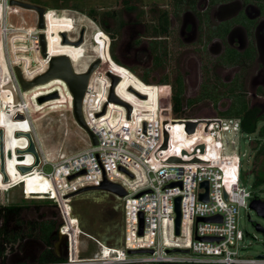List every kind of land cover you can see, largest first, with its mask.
Wrapping results in <instances>:
<instances>
[{"label":"rangeland","instance_id":"374dc122","mask_svg":"<svg viewBox=\"0 0 264 264\" xmlns=\"http://www.w3.org/2000/svg\"><path fill=\"white\" fill-rule=\"evenodd\" d=\"M20 1L41 6L50 12L53 11L54 18L60 19V17L67 15L71 19V21L68 20L69 25L64 27L68 29V33H66L68 38L71 37L77 41L80 31L83 30L81 44H84H80L79 48L73 45V47L65 48L57 44L58 31L64 29L61 20H56L57 23H55L51 20L50 15H47L45 38L48 41V49L51 51L50 55L58 51V53L64 52L72 59L77 71H81L82 65L86 62H88L89 68L92 63L99 60V56L102 57L103 62L99 60L96 70L91 74L88 85L89 91L85 97V108L90 110L98 108L107 100L109 86H106V80H108L109 85L110 78L105 71L108 69L125 76L120 87L129 88L130 84L137 87L144 86L141 83L131 82V79L137 80L136 76L141 80L142 75L147 78V83H150L148 86H144L148 91L146 94L149 96L146 102H141L140 97L129 89L127 90L137 102L129 100L126 96L128 105L131 102L135 104L134 106L130 105V112L134 107L136 112L137 110L150 111L151 115L154 116V111L147 107L152 105H157L159 109L165 110L169 104L170 83L175 79L176 74L181 75L184 79L182 107L185 117L219 116L221 113L218 112L228 107L231 101L228 96H222L216 103L203 99L191 105L187 104V99L197 97L200 92L199 85L204 80L200 72L203 65L209 68L207 75L210 79L207 82L218 86L217 93L228 91V86L220 85L219 81L221 79L229 80L236 68L232 69L231 75L227 73L225 76L222 72L216 71L214 66H209L211 64H208L210 62L207 60L212 59V56L209 54L208 48H212L214 42L212 43V40L207 38L208 35L204 31L200 32L197 40L193 43L187 44L180 40L177 27L180 24L181 15L176 18L175 15L177 14L173 12L172 0ZM0 3L2 5V11L0 5V129L2 131L0 132L2 135L0 153L3 155L5 169L2 170V161H0V174L4 178L0 182L17 179L14 183L12 182V185L8 186L9 183H5L4 189H0V205H22L21 215L24 218L37 220L51 218L59 224L62 221L59 217L56 201L31 195V193L42 195L52 193L57 196L51 187V180L40 174L35 167L26 172H21L18 169V166L34 165L33 154L26 151L29 145L26 133L30 132L36 149H40L44 159L52 163L61 156L73 155L87 148L91 139L87 132L76 123L72 111L71 96L67 94L69 92L59 79H53L47 82L48 84H40L28 90L21 89L15 71L16 67L20 69L26 81L45 71L42 67L45 57L41 52L40 40H38L40 49L37 50L36 45L32 44V36H28L26 31V28L37 25V14L33 10L11 6L8 1V10H4V1L0 0ZM163 9L167 10L168 13L166 19L168 20L169 32L164 40L167 56L164 63L154 67L151 45L153 40L151 37H153V27L158 25L157 17ZM4 24L7 26V31H5ZM69 45L71 44L67 46ZM113 56L117 61L114 60ZM110 58L121 66L115 65ZM20 67L24 68L21 69ZM26 67L30 72L29 76L23 75ZM6 68L8 73L7 71L4 72ZM254 68L255 66H252L251 68L248 67L246 71H240V74L238 73L241 75L239 80L245 79L243 90L247 91L245 95L248 101L250 99V106H258L261 109V107L264 108V100L252 96L255 88L253 80L259 79ZM165 77L168 78V82L163 84L161 80ZM10 84L15 93L8 86ZM54 88L60 91L59 98L44 101L42 104L37 103L38 96H42L46 93L45 91ZM161 89L163 90L161 91ZM138 104L141 106L139 107ZM119 105L116 103L108 104L105 113L101 115H99L100 112L98 113L102 119L97 120L96 124L112 126L111 129H114L121 123V120L126 122L128 116L126 107ZM119 109L120 111H118ZM2 115L4 118L7 116L6 121L2 120ZM90 121L94 122L95 119ZM221 121L224 126L223 130L218 129L217 126L213 128V124V130H210V133L202 132L204 122H200L196 133L193 135L181 130L178 120H173L172 124L167 123L170 136L168 148L172 151L175 149L188 151L190 150L188 147L194 142V136H200V132L205 134L207 141L202 144L205 143L207 147L206 154L219 153V157H235L236 164L239 166L238 178L240 183L252 195L264 199V182L257 183L256 181L257 176H264V161L259 160L256 148L257 144L264 142V135L260 134L264 122L258 121L253 132H242L239 129L237 119H222ZM220 134H222V141L216 138ZM39 156V164H41V154ZM43 170L48 172L51 167L44 165ZM235 172V169L228 170L229 175H234ZM22 188L25 189V197L22 194ZM81 189L83 188L66 193V197H62L61 203L69 205L72 214L78 218L81 230L107 246H116L121 241V200L114 194L103 190L87 189L80 191ZM255 223H260L264 227V217L258 215L249 206L247 208L241 207L238 215V226L243 233V239L239 241V253L244 258L250 259L264 255L263 234L255 229ZM42 248L43 244L38 240L27 239L20 249H10L11 256L8 257V261L29 260L30 253L34 255ZM79 249L80 256L83 257L97 256L100 253V247L92 239L83 235L79 236ZM23 250L27 254L26 257H23Z\"/></svg>","mask_w":264,"mask_h":264},{"label":"built area","instance_id":"2783aa9c","mask_svg":"<svg viewBox=\"0 0 264 264\" xmlns=\"http://www.w3.org/2000/svg\"><path fill=\"white\" fill-rule=\"evenodd\" d=\"M3 1L4 10H8L6 7L9 6L7 4L9 0ZM47 13L53 16L54 12L45 9L43 28L40 29L37 25L26 28L37 50L40 49L38 45L40 33L46 37ZM4 27L7 31L5 24ZM43 57L45 58L42 67L46 71L51 55L46 53ZM25 70L23 75L29 76L27 67ZM87 91H89L88 87L82 100V115L87 128L96 136L97 144L93 145L90 142L82 151L61 156L53 163L45 160L43 153L37 148L42 162L35 169L51 180V187L57 194L56 196L49 193L42 196L54 198L59 209L62 223L58 228L57 237L61 234L65 236V240L59 244V255H57L62 260L40 262L36 260L37 253L34 255L30 253L29 260L9 262L8 257L11 256V252L8 248L4 252L6 261L0 264H264V255L249 259L239 253V241L243 239V233L238 226L239 210L241 207L247 208L251 199L258 197L252 195L240 183L236 158L219 157V153L207 155L205 143L203 152H200L197 147L207 141L205 134L201 132L200 136H194V142L188 147L190 150H185L187 154L182 155V149L172 151L167 148L158 151L162 144L164 114L168 115L169 120H211L208 125L203 124L202 132L206 133L213 130V124L223 130L222 119H237L241 130L239 118L219 116L175 118L172 114L170 89L169 104L165 110L157 107L158 111H154L152 118L150 111L138 114L133 107L126 122L121 120L116 128L111 129L112 126L96 124L97 120L102 119L98 113L101 112L105 101L98 108L92 110L85 108ZM91 119L95 121L92 122ZM217 121H220V124ZM199 124L190 135L196 133ZM178 125L184 131V124ZM165 126L166 129L169 128L168 124ZM206 126L207 130H205ZM195 148L197 149L194 153ZM170 156H178L185 162H167ZM195 157L200 161L190 162ZM44 165H49L51 170L44 172ZM232 169L236 172L234 175H229L228 170ZM81 171L83 173L69 179L71 175ZM103 176L108 181L119 184L126 191L122 197L115 195L122 203L121 241L116 246H107L81 230L78 218L72 214V210L65 213L61 203L66 193L87 186H98ZM204 181L208 182L207 201L199 198V194L206 191L200 186ZM139 193L141 194L138 196ZM175 197H180L181 217L178 234H175L174 222ZM140 214L142 215L141 233L139 232ZM212 216H219L220 220L197 221V218ZM67 218L72 222L69 223ZM80 235L92 239L100 247L99 255L80 256ZM202 238H212V240H201ZM138 249L151 250V252L132 254L128 252ZM171 249L181 251L171 252L169 251ZM25 253L23 250V257L27 256Z\"/></svg>","mask_w":264,"mask_h":264},{"label":"flooded vegetation","instance_id":"af4514ba","mask_svg":"<svg viewBox=\"0 0 264 264\" xmlns=\"http://www.w3.org/2000/svg\"><path fill=\"white\" fill-rule=\"evenodd\" d=\"M202 1H203V5H202ZM189 7H190L189 5L183 4L182 10L177 15H175L176 18L180 17V15H181V21H180L179 26L177 27L178 28V36H179L180 40L184 43H187L188 41L195 38V40H193L195 42L201 31H204L205 33H207V35L209 36L207 38L210 39V41L212 40V43L214 42L213 47L208 48V52L212 56V59L209 58L207 60L208 62H210L208 64H211L209 66L210 67L214 66V69L216 71L222 72V74H225V76H227V73H228V75H231L232 69L236 68V71L234 72V74H232V76L229 80L226 81V80L221 79L222 80L221 81L219 79L220 80L219 83L226 84L228 86V88H229V86L234 84V81H236L238 84L241 83V85H242L241 87L243 90V87H244L243 85L245 83V79L242 81L239 80V78H241V75H239L240 74L239 72L240 71H246L248 67L251 68L252 66H255L254 69H255L256 74H257L256 76L259 77V79L255 80V81L253 80V82L255 83L254 84L255 88H254V91H253L254 93L252 96L262 98L264 100V0H223V1L220 0V1H216L214 3H212L210 0H197L195 2L194 8H189ZM163 10L165 11V13L167 15L168 14L167 10H165V9H163ZM173 12H174V10H173ZM47 15L49 16L50 14L47 13L45 15V17ZM50 18L54 22L56 20H61V25L63 26V28L69 25L68 20L71 21V19L68 18L67 15L60 17V19L54 18L52 15H50ZM163 18H164V22H163L164 24L163 25H165L166 32H164L161 35L153 36L151 38L153 41L154 40L155 41H161V43H162L161 45L164 47V51H166V56H167V50H166V47L164 44L165 43L164 40L167 37V33L169 32V28H168V20L166 19V16H164ZM55 23H57V22H55ZM172 23H171V26H172ZM224 23L230 24V27L227 31L224 30L223 26H221ZM46 24H47V21H46ZM61 31L68 33L67 28L59 30L58 31L59 37H58L57 44L64 46L65 48L73 47L72 45H69V46L62 45L61 36H60ZM68 39H70L72 41H76L74 39H71V37ZM193 41L189 42V43H193ZM57 44H55V45H57ZM83 44H81V45H83ZM58 45H57V47L60 48V46H58ZM229 48L232 50H235L238 54L241 55V61L240 62L238 61L236 64H230L228 62H225L222 59L226 50ZM46 49H47L46 50L47 54L50 55L51 51L48 49V43H47ZM58 52L52 53L53 55H51V56L65 54L64 52H62V53H58ZM165 57H163V58L165 59ZM98 58L101 62H103V59L101 56H99ZM70 60L72 62L71 58H70ZM110 60L115 65L121 66V65L115 63L111 58H110ZM72 66L74 68L73 62H72ZM83 67H84V69L81 71H77L75 68H74V70L76 71V73L86 72L88 69V62H86L83 65ZM207 68L208 67L204 66V65L202 68H200L201 69L200 72L204 77L202 84L205 81H207L208 79H210L207 75L209 68L208 69ZM108 71H111L115 75L120 77V81L118 82V84L115 87V95L117 97H119L121 100L127 102V99H126V96H127L129 100L136 102L133 99L132 95H130V93H128V91H127L129 88H132L135 91H138V93H140L141 95L145 96V98L140 97L141 99H143V100L140 99L141 102L142 101L143 102L148 101L149 96L146 94L148 91L145 89L144 86H148V84H150V83H145V82L141 81L136 76L137 80L131 79V82L135 83V84L141 83L144 86L140 85L139 87H137L136 85L130 84V86H128L129 88H126V86L120 87L121 86L120 84L122 83V81H124L125 76H123L122 74L117 73L113 70H110V69L106 70L105 72L107 73ZM38 74H41V73H38ZM56 81H58V80H56ZM182 81H184L183 77H182ZM60 82L63 83L65 89L68 91L66 84L64 82H62L61 80H60ZM106 82H107L106 86H109L110 82H109V85H108V80H106ZM46 84H48V83H46ZM183 84H184V82H183ZM202 84L199 85V91H201ZM162 90L163 89H161V91ZM45 92L46 93H44L43 95H48L50 93L57 92L59 97H60V91L58 89L54 88L53 90L45 91ZM243 92L246 93L247 91L243 90ZM67 94L69 96H71L70 93H67ZM40 96H38V97H40ZM104 96L106 98V92L104 93ZM71 99H72V96H71ZM106 101L107 100H105L104 103H106ZM134 102L133 103L131 102L129 104L134 106L135 105ZM230 102H229L228 106L230 105ZM247 104H248V107L250 109H256L257 114H264V108L261 107V109H260L258 106H254V105L250 106V99L248 101V98H247ZM117 105H119V104H117ZM119 106H121V105H119ZM138 106L140 107L141 104H138ZM147 107H149L153 111H155V110L158 111L157 105H155V106L152 105V106H147ZM227 108L228 107L223 109V111L226 110ZM118 111H120V109ZM139 112L142 113L143 110H141V111L137 110L136 113L140 114ZM219 112H222V111H219ZM150 116L153 117L152 115H150ZM214 127H216L215 124H214L213 128ZM216 138L222 139V134H220L219 136L217 135ZM24 175H26V174H24ZM16 180L17 179H15V181ZM12 182L14 183V180L0 183V189L1 190L4 189L5 183H9L8 186H10V184H12ZM21 182H23V181H21Z\"/></svg>","mask_w":264,"mask_h":264},{"label":"trees","instance_id":"16d2710c","mask_svg":"<svg viewBox=\"0 0 264 264\" xmlns=\"http://www.w3.org/2000/svg\"><path fill=\"white\" fill-rule=\"evenodd\" d=\"M197 0H172L173 10L176 14H178L182 10L183 4H187L190 7L194 8L195 2ZM212 3L220 0H210ZM223 1V0H222ZM161 14L157 17L158 25L153 27L152 36H156V34H163L166 32L164 23V16H166L165 11L161 10ZM207 19V18H206ZM224 30L227 31L230 27L229 23H224ZM209 37V36H208ZM161 41H151L152 45V62L154 67L161 65L164 63V58L166 56V51H164V47L161 45ZM114 60L117 59L113 56ZM222 59L225 62L230 64H236L238 61H241V55L238 54L235 50L227 49ZM83 66V65H82ZM81 66V67H82ZM84 69V67L82 68ZM80 69V70H82ZM141 80L147 83V78L145 76H141ZM161 82L167 83L168 78L165 77L161 80ZM171 104H172V114L175 118H188L183 115V107H182V95L184 93V84L182 81V77L179 74H176L175 79L171 81ZM220 85L226 86V84ZM241 83L238 84L234 81V84L229 86L228 91H221L217 93V87L212 83L205 81L202 84V89L198 93L197 97L189 98L186 100L188 105H191L199 100L208 99L213 103H216L219 98L222 96H228L231 99L230 105L228 108L219 115V117L224 118H239L240 119V127L243 132H253L256 128V124L258 121L264 122V114H257L256 109H250L247 104V99L245 93L242 90ZM7 116L2 118L3 121H6ZM0 132L1 129H0ZM260 134L264 135V124L260 129ZM2 145H0V148ZM257 154L260 161H264V142L256 145ZM0 161H3L0 153ZM4 178L0 174V181ZM257 183L264 182V176H257ZM7 182V181H3ZM2 183V182H0ZM45 200V199H43ZM49 200V199H47ZM46 200V201H47ZM65 213L70 212L69 205H63ZM22 205L18 204H8V205H0V262H5L6 257L4 256V252L9 248V250L20 249L23 245L24 241L27 239H35L43 244V248L37 253L36 260L40 262L46 261H55L62 260L54 250V243L57 241V231L61 223H57L55 219H26L22 214ZM16 245V246H15Z\"/></svg>","mask_w":264,"mask_h":264},{"label":"water","instance_id":"95a60500","mask_svg":"<svg viewBox=\"0 0 264 264\" xmlns=\"http://www.w3.org/2000/svg\"><path fill=\"white\" fill-rule=\"evenodd\" d=\"M8 2H9V5H11V6H17V7L23 8V9L35 11L37 14V27L40 29L43 28V26H44L43 15L45 12V8L38 6V5L31 4V3H27L24 1H20V0H9ZM82 34H83V30L80 31L79 39L77 41L72 42L73 45L77 46V45H80L82 43V41H83ZM61 37H62V43L68 42V41H66V33L62 32ZM39 40H40L41 52L45 56L46 55V41H45L44 34L40 33ZM193 40H195V38L188 41L187 43L192 42ZM98 62H99V60L96 61L95 63H92L86 72L76 73V71L74 70V68L72 66V63H71L69 57H67L66 55H54V56H51L49 59L47 70L45 72L37 75L36 77H34L31 81H26L22 78V73L18 67L15 68V71H16L17 77L19 79V84H20L22 90H28L35 85L46 83V82H48L54 78L62 79L65 82L67 89L72 96V111H73V115H74L76 123L87 132L88 136L91 139L92 144L96 145L97 144V138L87 128V126L84 122V119H83L82 100H83L84 94L87 90L90 76L93 73V71L95 70V68L97 67ZM106 74L110 78L109 91H108L107 101H106L105 105L103 106L99 115L105 113L106 105L109 104V102H115L117 104L123 105L124 107H126L127 115H129L130 110H131L130 106L126 102L122 101L121 99H119L115 95V87L118 84V82L120 81V77L115 75L111 71H108ZM8 86H10L12 91L15 93L13 86L11 84ZM133 93H135L136 95L140 94V93H138V91H135V90L133 91ZM57 96H58V93L53 92L49 95H43V96L38 97L37 101L39 103H42L44 101L56 98ZM140 96H141V94H140ZM142 97H145V96L142 95ZM168 122H169L168 115L164 114L163 120H162V128H163L162 144L160 145L158 151L159 150H166L168 148L170 136H169V132L167 131L166 126H165ZM179 122L180 123H178V124H184V130L187 133L191 134L194 132L196 126L200 122H204V123H206V125H208L211 122V120H203V119L190 120V119H188V120H183V121L179 120ZM217 123L220 124V121H217ZM205 130H207V126L205 127ZM26 136L28 137V140H29V145H28L26 151L33 154L34 165L33 166H18V169L21 172H26L28 170H31L33 167H37L39 165V162H40V156H39V153H38V151L34 145V142H33V139L30 135V132L26 133ZM1 142H2V135L0 133V143ZM197 148L200 150V152H203L204 146H203V144H200ZM197 148L194 149V153L196 152ZM181 153H182V155L187 154V152L185 150H182ZM1 157L3 159L2 154H1ZM198 161H200V159L195 157L190 162H198ZM167 162L181 163V162H185V161L182 160L178 156H170L167 159ZM3 169H4V163L2 161V170ZM81 173H83V171H81L77 174L71 175L69 177V179H71V178H73L76 175L81 174ZM200 186L202 188H204L206 191L204 193L199 194V198L202 201H207L208 200V182L204 181L200 184ZM87 189L103 190V191L112 193L118 197H122L126 194V191L119 184L108 181L104 176H103V180L101 181V183L98 186H87V187L81 189L80 191L87 190ZM140 194L141 193H139L138 196ZM249 207L254 209L258 215L264 217V200L258 199V198H253V199H251V201L249 203ZM174 210H175V214H176L175 221H174L175 222V234H178L179 233L180 217H181L180 197L174 198ZM139 218H140V231L139 232L141 233L142 232V215L141 214L139 215ZM248 218H249V215H248ZM217 220H220L219 216L197 218V221H206V222H213V221H217ZM254 227L257 231L262 232L263 244H264V227L260 223H255ZM64 240H65V236L58 234V239L54 245V250L56 251V253L58 255H59V251H58L59 244L63 243ZM201 240H212V238H202ZM169 251L177 252V251H181V250L171 249ZM128 252L132 254V253L151 252V250L138 249V250H129ZM184 252H186V251L184 250Z\"/></svg>","mask_w":264,"mask_h":264},{"label":"bare ground","instance_id":"6f19581e","mask_svg":"<svg viewBox=\"0 0 264 264\" xmlns=\"http://www.w3.org/2000/svg\"><path fill=\"white\" fill-rule=\"evenodd\" d=\"M0 5H1V3H0ZM8 7V6H7ZM6 7V8H7ZM1 11H2V5H1ZM3 21V20H2ZM66 33V32H64V31H61L60 32V34L61 33ZM47 41V40H46ZM66 41H68L67 43H62V37H61V43H62V45H68V44H71V45H73V41L72 40H70V39H68V37H66ZM47 43H48V41H47ZM73 46H75V45H73ZM78 46H80V45H77V47ZM47 53V52H46ZM63 55H66V54H63ZM67 57H69L68 55H66ZM69 59H70V57H69ZM71 61V60H70ZM72 63V62H71ZM6 67V66H5ZM47 70V69H46ZM7 71V68L5 69V71L4 72H6ZM44 72V71H43ZM42 72V73H43ZM7 73H8V71H7ZM82 73H84V72H82ZM38 75V74H37ZM34 77V76H33ZM91 77V76H90ZM22 78H23V76H22ZM24 79V78H23ZM31 79V78H30ZM30 79H28V81H30ZM54 79H59V80H61V81H63L62 79H60V78H54ZM26 80V79H25ZM32 80V79H31ZM53 80V79H52ZM51 81V80H50ZM49 82V81H48ZM64 82V81H63ZM47 83V82H46ZM65 83V82H64ZM42 84H45V83H42ZM40 85V84H39ZM35 86H37V85H35ZM35 86H33V87H35ZM33 87H31V88H33ZM30 88V89H31ZM129 91H131L132 93H133V91H134V89H132V88H129ZM70 93V92H69ZM51 94V93H50ZM135 94V93H134ZM49 95V94H48ZM137 96H139V97H141V98H145V97H142V95L140 96V94H138ZM59 97V95L56 97V98H53V99H50V100H54V99H57ZM119 98V97H118ZM120 99V98H119ZM50 100H47V101H50ZM47 101H45V102H47ZM123 101V100H122ZM124 102H126V101H124ZM38 104H42V103H44V102H42V103H39V102H37ZM109 103H115V102H109ZM127 103V102H126ZM128 104V103H127ZM130 106V105H129ZM131 108V107H130ZM7 111H9V110H7ZM2 118H4V116L2 115ZM175 122V121H174ZM168 123H170V124H172L173 123V120H169V122ZM170 126H172V125H170ZM218 139V138H217ZM218 140H221L222 141V139H218ZM207 155H211V154H207ZM207 155H205V156H207ZM68 219V218H67ZM68 222L70 223V222H72L71 220H69L68 219Z\"/></svg>","mask_w":264,"mask_h":264},{"label":"clouds","instance_id":"9594fccd","mask_svg":"<svg viewBox=\"0 0 264 264\" xmlns=\"http://www.w3.org/2000/svg\"><path fill=\"white\" fill-rule=\"evenodd\" d=\"M170 89H171V88H170ZM35 168H36V167H35ZM6 172H7V170H6ZM21 186H22V183H21ZM22 194H23V196L25 197L26 193H25V189H23V188H22ZM31 195H37V196H39V198H45V197L42 196V194H38V193H31ZM47 199H49V198H47ZM259 199H260V198H259ZM49 200H53V201H55L54 198H50ZM262 200H264V199H262Z\"/></svg>","mask_w":264,"mask_h":264},{"label":"crops","instance_id":"0c3cea01","mask_svg":"<svg viewBox=\"0 0 264 264\" xmlns=\"http://www.w3.org/2000/svg\"><path fill=\"white\" fill-rule=\"evenodd\" d=\"M14 182H15V180H14ZM13 184V183H12ZM12 184H10V185H12Z\"/></svg>","mask_w":264,"mask_h":264}]
</instances>
